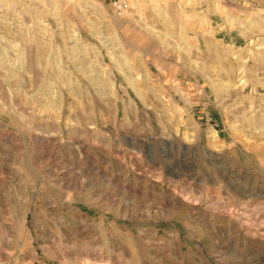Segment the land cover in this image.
<instances>
[{
	"label": "rangeland",
	"instance_id": "rangeland-1",
	"mask_svg": "<svg viewBox=\"0 0 264 264\" xmlns=\"http://www.w3.org/2000/svg\"><path fill=\"white\" fill-rule=\"evenodd\" d=\"M0 0V264H264V0Z\"/></svg>",
	"mask_w": 264,
	"mask_h": 264
},
{
	"label": "built area",
	"instance_id": "built-area-1",
	"mask_svg": "<svg viewBox=\"0 0 264 264\" xmlns=\"http://www.w3.org/2000/svg\"><path fill=\"white\" fill-rule=\"evenodd\" d=\"M117 15H123L130 9L129 0H105Z\"/></svg>",
	"mask_w": 264,
	"mask_h": 264
}]
</instances>
